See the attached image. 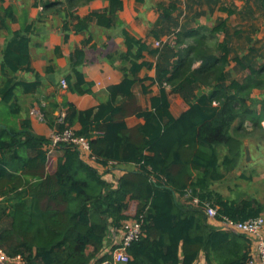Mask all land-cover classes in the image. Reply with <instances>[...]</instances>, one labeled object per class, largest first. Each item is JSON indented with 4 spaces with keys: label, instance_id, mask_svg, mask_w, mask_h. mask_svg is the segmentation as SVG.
I'll return each instance as SVG.
<instances>
[{
    "label": "trees",
    "instance_id": "trees-1",
    "mask_svg": "<svg viewBox=\"0 0 264 264\" xmlns=\"http://www.w3.org/2000/svg\"><path fill=\"white\" fill-rule=\"evenodd\" d=\"M93 1L35 0L32 6L40 8L36 19L9 32L5 40L0 64V250L8 258L19 257L21 264H113L117 245L103 252L106 239L132 219L140 221L141 235L126 247L125 264H193L200 252L208 264H246L250 239L211 226L202 203L216 208L217 218L239 222L264 212L255 196L227 199L212 188L235 169L244 124L249 123L253 132H264V98H252L254 90L264 92V47H255L247 37V49L232 48V37L239 39L241 33L230 35L223 20L211 29L193 27L204 13L195 12V7L232 14L222 0L156 2L157 19L148 31L159 43L155 47L130 34L118 19L123 0H102L106 8L79 17L77 10ZM144 1L135 0L140 5ZM3 2L2 26L7 28L5 20L16 18L12 7L1 8ZM261 8L264 11V0ZM92 23L113 30L115 36L118 31L123 39L125 51L105 57L121 72V82L107 89V101L96 109L80 111L65 101L60 120L54 115L58 105L46 103L41 115L54 132L72 129L76 137L86 139L96 164L134 165L115 187L69 143L56 147L61 154L49 173L50 141L36 135L29 119L21 117L18 91L31 95L40 86L31 68L32 34L55 28L66 42L71 33L88 32ZM231 53L243 73L239 78L227 70ZM146 55L155 59L154 64L144 60ZM84 60L83 48L75 49L68 60V90L79 95L90 93L80 71ZM152 66V83L159 92L150 98V110H143L132 89L142 84L139 72ZM18 72L32 73L34 81L19 79ZM147 92L142 85V93ZM171 94L187 106L177 117L169 110ZM132 116L144 123L129 129L125 120ZM11 120H19V126H12ZM220 148L225 150L222 156ZM194 198L198 204L192 203ZM132 202L134 213L128 215Z\"/></svg>",
    "mask_w": 264,
    "mask_h": 264
},
{
    "label": "crops",
    "instance_id": "crops-1",
    "mask_svg": "<svg viewBox=\"0 0 264 264\" xmlns=\"http://www.w3.org/2000/svg\"><path fill=\"white\" fill-rule=\"evenodd\" d=\"M35 0H4L1 4V8L12 7L13 16L16 21L9 22L5 20V25L8 28L2 26L3 12L0 11V64H1V52L4 48L5 40L9 35V32L19 31L23 24H28L34 21L40 12V8L32 6ZM161 1V0H158ZM156 1V2H158ZM223 7L226 9H233L234 12L230 14L228 11H221L214 9L212 12L208 10L206 6L195 7V12H204L198 18L193 27H201L205 29H211L216 26L219 20L226 21V27L230 35L234 32L241 33V38L231 39L229 45L232 48L241 47L247 49L249 46L247 37H249L254 43L249 42L257 48L264 47V11L261 8V2L263 0H222ZM155 2V3H156ZM155 3H151L145 0L143 4H137L135 0H123V8L118 13V19L124 23L127 31L146 44H151L153 47L155 41L148 36L149 27L157 19V12L155 10ZM107 7V2L102 0H95L89 5L81 7L77 10V15L83 17L93 10H102ZM184 14L181 15V18ZM255 28V31L252 30ZM252 29V30H251ZM30 45V57L31 68L40 77V86L33 94H24L22 91L19 93V102L22 107V118L27 117L30 121L32 131L39 136L50 138L54 133L43 120L40 119L38 114H41V107L46 103H54L58 105L54 115H63L66 107L63 105L65 101L73 104L78 110L84 111L89 109H96L99 104L104 103L108 99L107 89L111 86L117 85L122 80V74L116 68H114L106 59L107 55H111L117 52L125 51L123 45V39L112 30H104L97 27L94 23L91 24L89 31L83 34L71 33L66 42L63 41L61 33L55 28L48 32L37 31L31 36ZM89 40L87 44H83L86 40ZM224 35L218 36L219 42H222ZM165 39H163L164 41ZM56 48L59 51H56ZM83 48L85 52V60L80 67V71L83 74L84 82L88 85L90 93L88 94H76L68 90V82L66 77L70 73L69 69V55L75 49ZM240 55V52H238ZM234 56L231 53L229 58ZM144 60L154 64L155 59L149 56H145ZM263 61V62H262ZM264 63V59L261 60ZM117 64V63H116ZM52 70L46 72V68ZM234 69L235 73H239L235 66V61L230 60V66ZM155 76L154 66L150 69L143 68L138 77L142 79V84H136L132 92L136 98V103L143 110H150V98L157 95L159 88L157 84H153L152 80ZM17 77L27 82H33L34 77L32 73L18 72ZM66 82V87L63 88L61 81ZM142 85L148 89L147 93H142ZM168 91V89L166 88ZM168 100L170 103L169 110L174 117L179 116L183 111L187 109L186 104L178 95H169ZM172 101L177 102V108L174 109ZM31 111L35 112L33 115ZM12 126H19V120H11ZM126 126L129 129L144 123L142 118L135 116L129 117L125 120ZM73 129H79V125L76 124ZM60 152L54 150L53 153L48 156L47 159V171L49 167L54 163V159L60 156ZM55 158L53 159V157ZM87 164L95 168L102 176V179L108 183L116 186L117 179L121 177L126 171L132 170L134 165H109L107 167L96 164L93 159H83ZM55 164L49 173L54 170ZM232 172V171H231ZM231 172H228L231 173ZM227 174V176H228ZM226 176V177H227ZM115 180H114V179ZM217 184V183H216ZM213 188V187H212ZM246 188L241 187H225L222 190L219 188L216 191L221 193L224 198L237 199L245 196H255L262 204H264V197L255 192H246ZM215 190V189H214ZM181 202H184V197L179 198ZM130 205H134L132 202ZM130 215V214H128ZM264 218V212L261 214ZM208 223L217 228L215 221L208 220ZM264 234V228H263ZM253 253V247L251 244L250 254ZM15 264H21L20 262ZM193 264H208L203 252H200L198 258Z\"/></svg>",
    "mask_w": 264,
    "mask_h": 264
},
{
    "label": "built area",
    "instance_id": "built-area-1",
    "mask_svg": "<svg viewBox=\"0 0 264 264\" xmlns=\"http://www.w3.org/2000/svg\"><path fill=\"white\" fill-rule=\"evenodd\" d=\"M173 39L174 37H170V41H172ZM158 45L159 43L155 42L154 46ZM61 85L63 88H65L66 82L62 80ZM34 113L35 112L31 111L32 115ZM38 116L42 120V115L38 114ZM59 116L61 120L63 115ZM261 124L264 128V121L261 122ZM49 141L50 144L47 147L48 156L53 153V151L56 149V147H58L59 144L69 143L74 145L78 149L82 160L85 158L90 159V151L87 140L82 137H76L72 129H66L63 132H54L50 136ZM192 203L198 204L199 201L197 198H194L192 200ZM202 205L206 217L208 218V220L215 221L217 224V228L223 231L242 234L250 239L253 247V253L250 254L246 264H264V218L261 215L245 222L233 221L226 216H220L219 218H217V210L216 208L212 207L209 202H203ZM109 235H111L112 239H115L113 240V242H115L117 245V247L112 251L113 264H125L129 261V256L126 253V247L141 235L140 221L132 219L127 220L123 222L118 233L112 231ZM109 250L110 248L104 245L103 252H107ZM17 262H20L19 257L8 258L0 250V264H15ZM100 264L106 263L104 262Z\"/></svg>",
    "mask_w": 264,
    "mask_h": 264
},
{
    "label": "rangeland",
    "instance_id": "rangeland-1",
    "mask_svg": "<svg viewBox=\"0 0 264 264\" xmlns=\"http://www.w3.org/2000/svg\"><path fill=\"white\" fill-rule=\"evenodd\" d=\"M152 4L158 0H148ZM263 62V61H262ZM231 72L233 77H241L239 73H235L234 69L231 67L227 68ZM264 92L260 90H254L252 93V98L262 99L264 98ZM173 108H177V102L172 101ZM262 126V124H261ZM263 131L264 128L262 127ZM245 137H242V154L237 161L235 169L228 174V176L220 183L214 184L213 189H223L225 187H241L246 188V192H257L264 197V132L260 131L253 132L249 123L244 124L243 131ZM251 133V134H247ZM225 153L223 148H220L221 156ZM55 156L53 157V159ZM54 163L50 165L49 171L52 170ZM114 179V178H113ZM115 180V179H114ZM134 205H130L128 209V214L132 215L134 213ZM113 240L111 235H108L105 246L110 247Z\"/></svg>",
    "mask_w": 264,
    "mask_h": 264
}]
</instances>
